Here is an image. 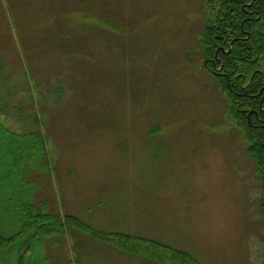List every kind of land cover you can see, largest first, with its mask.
Segmentation results:
<instances>
[{
    "label": "rangeland",
    "instance_id": "1",
    "mask_svg": "<svg viewBox=\"0 0 264 264\" xmlns=\"http://www.w3.org/2000/svg\"><path fill=\"white\" fill-rule=\"evenodd\" d=\"M209 11L208 0H0V125L16 155L0 164V191L204 264H262L255 159L204 65ZM27 131L49 166L27 160ZM37 243L42 264H165L77 226Z\"/></svg>",
    "mask_w": 264,
    "mask_h": 264
},
{
    "label": "trees",
    "instance_id": "2",
    "mask_svg": "<svg viewBox=\"0 0 264 264\" xmlns=\"http://www.w3.org/2000/svg\"><path fill=\"white\" fill-rule=\"evenodd\" d=\"M208 4L209 15L201 31L204 65L221 83L229 115L242 131L246 148L255 159L264 216V0H208ZM2 125L0 164L9 165L16 161L10 145L12 130ZM25 133L29 137L24 152L27 160L35 163L42 153L45 165L49 166L48 150L38 132ZM8 175L10 172L0 173V182ZM34 204L37 202L12 199L10 194L0 191V217L14 216L12 223L0 224V264H42L41 258L30 254L39 246L37 241L70 226L86 229L118 247L165 264H204L189 251L160 240L96 229L77 216H62ZM66 264L82 263L69 258Z\"/></svg>",
    "mask_w": 264,
    "mask_h": 264
}]
</instances>
